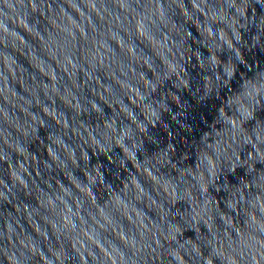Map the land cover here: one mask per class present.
<instances>
[{"label":"water","instance_id":"obj_1","mask_svg":"<svg viewBox=\"0 0 264 264\" xmlns=\"http://www.w3.org/2000/svg\"><path fill=\"white\" fill-rule=\"evenodd\" d=\"M0 264H264V0H0Z\"/></svg>","mask_w":264,"mask_h":264}]
</instances>
